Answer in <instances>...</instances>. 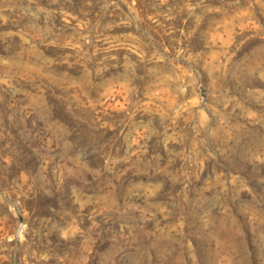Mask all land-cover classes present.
I'll return each mask as SVG.
<instances>
[{"label":"rangeland","instance_id":"374dc122","mask_svg":"<svg viewBox=\"0 0 264 264\" xmlns=\"http://www.w3.org/2000/svg\"><path fill=\"white\" fill-rule=\"evenodd\" d=\"M0 264H264V0H0Z\"/></svg>","mask_w":264,"mask_h":264}]
</instances>
